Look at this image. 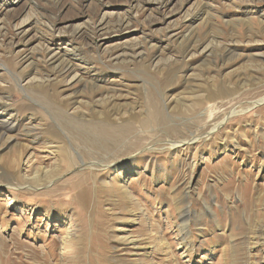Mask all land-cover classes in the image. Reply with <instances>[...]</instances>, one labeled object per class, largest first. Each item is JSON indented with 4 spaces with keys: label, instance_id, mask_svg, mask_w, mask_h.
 I'll list each match as a JSON object with an SVG mask.
<instances>
[{
    "label": "rangeland",
    "instance_id": "374dc122",
    "mask_svg": "<svg viewBox=\"0 0 264 264\" xmlns=\"http://www.w3.org/2000/svg\"><path fill=\"white\" fill-rule=\"evenodd\" d=\"M2 119L0 264H264V0H0Z\"/></svg>",
    "mask_w": 264,
    "mask_h": 264
},
{
    "label": "bare ground",
    "instance_id": "6f19581e",
    "mask_svg": "<svg viewBox=\"0 0 264 264\" xmlns=\"http://www.w3.org/2000/svg\"><path fill=\"white\" fill-rule=\"evenodd\" d=\"M105 24V23H104ZM106 25V24H105ZM98 27V26H97ZM100 27V26H99ZM193 32V31H192ZM182 36V35H181ZM188 37V36H187ZM207 51H208V49H207ZM210 52V51H209ZM142 53V52H141ZM29 55V54H28ZM143 55V54H142ZM28 57V56H27ZM122 57V56H121ZM137 57H139V56H137ZM29 59H30V57H29ZM28 59V60H29ZM51 59H54V63L57 61V60H59V59H61V55H59V56H57V54H55ZM68 59V58H67ZM67 59H61L60 60V65L57 67V68H55L54 70L52 69V74H57L58 76L59 75H61V74H64V73H66L67 71H69L70 69H71V64H70V62L67 60ZM51 61V60H50ZM119 61V60H118ZM26 62V61H25ZM47 63V62H46ZM30 65H31V63H30ZM54 66H56L55 64H53ZM37 67V66H36ZM76 74V73H75ZM74 81H77V82H79L80 81V78H79V75H74ZM73 81V82H74ZM34 86L35 87H37L38 89H42V88H44V83H36V84H34ZM61 87V86H60ZM79 90V89H78ZM82 91V90H81ZM97 95V94H96ZM99 95V94H98ZM117 97H119V96H117V95H110L108 98H109V104L112 102V101H114L115 99H117ZM63 99V98H62ZM71 99H72V97H71ZM61 100V99H60ZM68 100H70V98L69 99H67V98H65L62 102H61V104H63V105H66L67 104V102H68ZM71 102H72V100H71ZM59 103V102H58ZM173 103V102H172ZM113 104V103H112ZM55 107V106H54ZM56 108V107H55ZM57 109V108H56ZM170 109V108H169ZM116 112V107H110V106H108L107 107V109L105 108V109H103L102 111H95V110H90V111H87V112H84V111H78V113L76 112V114L78 115V119H82V120H85V121H87V120H92V119H102V120H107V121H110L109 119H110V116H111V114L112 113H115ZM65 113V112H64ZM55 117V116H54ZM148 117H149V119H148V121L153 117V113L150 111V113H149V115H148ZM55 118H57V117H55ZM58 119V118H57ZM73 121V120H72ZM75 121V120H74ZM139 121V120H138ZM70 122V121H69ZM150 122V121H149ZM63 123V122H62ZM131 123V122H130ZM111 124V123H110ZM141 124H142V121H141ZM144 124V123H143ZM10 125V123H9V121H7V120H0V132L2 131V132H4L5 133V130H11V128H12V126H9ZM48 127V126H47ZM49 128V127H48ZM95 129H98V127H96ZM48 130V129H47ZM46 130V131H47ZM78 130V129H77ZM81 131V130H80ZM101 131V130H100ZM50 132V131H49ZM103 132L104 133H108V131L106 130V128H104V130H103ZM1 134H3V133H1ZM50 135H52V134H50ZM3 140V139H2ZM10 140V139H9ZM9 140H7L6 141V143H5V146H4V148H7L9 145H11L10 143L11 142H13V141H9ZM15 140V139H14ZM31 141V140H30ZM50 147H52V152L55 154V156H56V158H57V167L58 168H60L59 166L60 165H62L61 164V162H62V158H63V150H61L60 148H59V146L58 145H53V146H50ZM3 148V149H4ZM125 164L123 163V164H121L120 165V169L119 170H121L122 168H124V170H123V172L125 173L127 170V168L126 167H123ZM57 167H55L54 169H53V171L51 170L49 173H47L48 171H45V170H43V169H41V170H39V171H36L37 173L34 175V176H27L26 178H27V180L28 181H31V183H33L34 185L35 184H37V185H43V184H47V183H50V182H52V181H55L58 177H60L59 176V170L60 169H58ZM26 180V183L28 182ZM46 186V185H45ZM79 187H81V186H79ZM125 197V196H124ZM132 221V220H131ZM67 238L70 240V241H72L74 244H76V247L73 249L74 250V252L78 249V245L80 246V244H81V240H83V238H80V230H79V233L78 234H75V232L73 233L72 232V230H68L67 231ZM122 239V238H121ZM124 240V239H123ZM136 241V239H133V238H131L130 239V236L129 237H125V240H124V243L125 244H133L134 242ZM67 243H68V241H67ZM136 248H138V247H136ZM66 257H68L67 255H66Z\"/></svg>",
    "mask_w": 264,
    "mask_h": 264
}]
</instances>
